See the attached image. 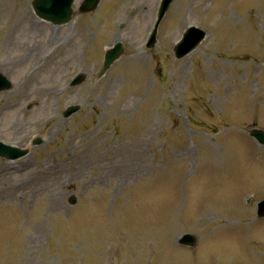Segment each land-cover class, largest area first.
<instances>
[{
	"label": "rangeland",
	"instance_id": "1",
	"mask_svg": "<svg viewBox=\"0 0 264 264\" xmlns=\"http://www.w3.org/2000/svg\"><path fill=\"white\" fill-rule=\"evenodd\" d=\"M31 1L0 0V139L29 150L0 156V264H264L245 204L264 198L246 132L264 128V0H173L150 48L157 0H101L61 25ZM190 23L208 36L176 58Z\"/></svg>",
	"mask_w": 264,
	"mask_h": 264
},
{
	"label": "water",
	"instance_id": "2",
	"mask_svg": "<svg viewBox=\"0 0 264 264\" xmlns=\"http://www.w3.org/2000/svg\"><path fill=\"white\" fill-rule=\"evenodd\" d=\"M50 2V0H40L39 2H35V6L39 9L40 12L44 13L45 15H49L54 17L56 20L60 21L62 20L64 17L68 16L71 13V2L72 0L67 1L65 4H62V11H53V12H47L50 8H52V5H48ZM121 52V48L120 45H118L115 49L110 50L107 56V60H106V65H109L114 58L117 57V55ZM82 77V75H81ZM79 106H71L68 108L66 114H70L72 111L76 110ZM264 132V131H263ZM262 132V130L259 129H252L251 133L255 136H262V134H264ZM264 141V139H263ZM0 152H6L9 153V156H17L19 155L21 152L17 151V152H12L10 153L7 149L5 148H1L0 147ZM262 214H264V212H261ZM195 238L192 239V242H194Z\"/></svg>",
	"mask_w": 264,
	"mask_h": 264
},
{
	"label": "bare ground",
	"instance_id": "3",
	"mask_svg": "<svg viewBox=\"0 0 264 264\" xmlns=\"http://www.w3.org/2000/svg\"><path fill=\"white\" fill-rule=\"evenodd\" d=\"M17 95H20V94H18V93H16ZM52 207V205L50 206V208Z\"/></svg>",
	"mask_w": 264,
	"mask_h": 264
}]
</instances>
